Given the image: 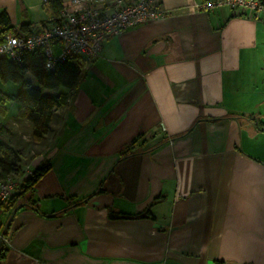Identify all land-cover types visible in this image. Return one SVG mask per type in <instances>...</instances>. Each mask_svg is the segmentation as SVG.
Masks as SVG:
<instances>
[{"label": "crops", "instance_id": "crops-1", "mask_svg": "<svg viewBox=\"0 0 264 264\" xmlns=\"http://www.w3.org/2000/svg\"><path fill=\"white\" fill-rule=\"evenodd\" d=\"M205 1L161 0L160 18L81 60L39 140L19 116L20 85L0 80V142L19 185L49 168L1 264H264V25ZM44 6L0 0V13L31 33L56 15ZM7 217L0 207V226Z\"/></svg>", "mask_w": 264, "mask_h": 264}, {"label": "built area", "instance_id": "built-area-1", "mask_svg": "<svg viewBox=\"0 0 264 264\" xmlns=\"http://www.w3.org/2000/svg\"><path fill=\"white\" fill-rule=\"evenodd\" d=\"M42 2L46 4L49 0ZM160 2L60 0V9L53 21L41 24L31 33L16 31L4 35L0 41V58L6 57L18 63L22 53L40 51L45 58L44 70L47 73L68 60H95L101 56L107 39L160 18ZM198 7L203 10L228 8L235 16L264 25V0H206ZM55 48L59 52L57 55ZM160 128L164 130L162 124ZM17 185L18 181L13 176L0 179V207L13 196Z\"/></svg>", "mask_w": 264, "mask_h": 264}, {"label": "trees", "instance_id": "trees-1", "mask_svg": "<svg viewBox=\"0 0 264 264\" xmlns=\"http://www.w3.org/2000/svg\"><path fill=\"white\" fill-rule=\"evenodd\" d=\"M48 3L44 6L45 10L48 11V9L52 8V10L56 12L54 18L50 20L53 21L58 15L60 0H55L50 4ZM20 31L28 33L24 30ZM9 33L14 34L15 32L10 27L9 19L6 14L1 12L0 41L4 35ZM81 64L82 63L79 61L68 60L62 64H58L54 71L47 73L44 70L45 58L40 51L22 53L18 63L6 57L0 58V80L2 82H12L20 85L21 91L16 96V102L20 107L19 116L31 123L32 138L34 140L41 139L49 132V124L53 113L67 105L71 92L77 87L81 79ZM26 74L31 75L33 80L42 89L53 92V95L44 94L39 88L33 87V85L25 79ZM1 133L2 128H0V134ZM136 144L137 141H133L128 150L130 151ZM125 153L121 154L120 159L127 157L128 154ZM48 169V165H43L35 169L22 184L19 185L18 183L13 196H11L6 204L1 206L5 207L8 212L7 220L11 211L19 205L22 207H34L32 203V194L35 185ZM19 171L17 154L0 142V179H4L7 176L16 178ZM120 217L124 216L118 213H109V219H117ZM144 217H150V214L146 212ZM5 223L0 226L1 234L4 230ZM9 227L10 224L4 230L1 238L0 264L5 259V254L7 252L4 241L8 236Z\"/></svg>", "mask_w": 264, "mask_h": 264}, {"label": "water", "instance_id": "water-1", "mask_svg": "<svg viewBox=\"0 0 264 264\" xmlns=\"http://www.w3.org/2000/svg\"><path fill=\"white\" fill-rule=\"evenodd\" d=\"M21 208H22V206L19 205V206L15 207V208L11 211L9 218H8L7 222L5 223L4 230L9 226V224L11 223V221H12L14 215H15L16 212H17L18 210H20ZM4 230H3V232H4ZM3 232H2V234H1V237L3 236ZM0 244H1V238H0Z\"/></svg>", "mask_w": 264, "mask_h": 264}, {"label": "rangeland", "instance_id": "rangeland-1", "mask_svg": "<svg viewBox=\"0 0 264 264\" xmlns=\"http://www.w3.org/2000/svg\"><path fill=\"white\" fill-rule=\"evenodd\" d=\"M33 87L39 88L42 91V93H44V94L53 95V92L46 91V90L42 89L34 80H33Z\"/></svg>", "mask_w": 264, "mask_h": 264}]
</instances>
